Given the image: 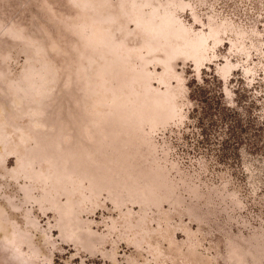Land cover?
Instances as JSON below:
<instances>
[{
	"label": "rangeland",
	"instance_id": "1",
	"mask_svg": "<svg viewBox=\"0 0 264 264\" xmlns=\"http://www.w3.org/2000/svg\"><path fill=\"white\" fill-rule=\"evenodd\" d=\"M200 91L262 122L264 0H0V264H264V131L221 161Z\"/></svg>",
	"mask_w": 264,
	"mask_h": 264
},
{
	"label": "trees",
	"instance_id": "2",
	"mask_svg": "<svg viewBox=\"0 0 264 264\" xmlns=\"http://www.w3.org/2000/svg\"><path fill=\"white\" fill-rule=\"evenodd\" d=\"M197 92V90H196ZM195 100L198 102L194 109L200 127L198 143L205 147L211 145L216 148L221 161L234 163L236 151L246 142L247 148L253 152L260 151L257 141L251 138L258 137L264 131V118L262 122L259 115L253 116L250 112L252 105L246 113L241 112L222 101V93L206 94L198 92ZM218 131H221L218 135ZM264 146V145H263Z\"/></svg>",
	"mask_w": 264,
	"mask_h": 264
}]
</instances>
